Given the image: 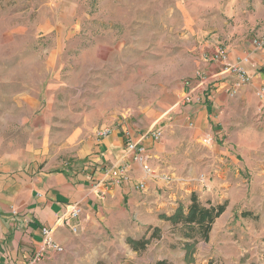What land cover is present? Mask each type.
<instances>
[{
    "label": "rangeland",
    "instance_id": "obj_1",
    "mask_svg": "<svg viewBox=\"0 0 264 264\" xmlns=\"http://www.w3.org/2000/svg\"><path fill=\"white\" fill-rule=\"evenodd\" d=\"M262 27L264 0H0V162L66 159L60 147L75 131L160 129L163 168L149 166L173 180L152 194L138 189L113 224L89 220L38 264H264L261 99L240 95L244 86L227 91L210 139L191 134L190 111L200 103H182L202 47L227 50ZM217 189H244L233 211L242 223L229 219L186 263L178 231L158 217L186 207L191 193L227 206ZM149 227L160 238L132 251L126 239Z\"/></svg>",
    "mask_w": 264,
    "mask_h": 264
},
{
    "label": "crops",
    "instance_id": "obj_2",
    "mask_svg": "<svg viewBox=\"0 0 264 264\" xmlns=\"http://www.w3.org/2000/svg\"><path fill=\"white\" fill-rule=\"evenodd\" d=\"M258 37H264V27ZM251 42L245 40L227 49L228 61L239 63L251 78L250 83L241 88L240 95L264 91V49H254ZM215 48L214 44L202 47L196 63L197 70L213 76L214 82L207 97H202L200 105L190 111L193 123L191 134L195 138L206 136L210 139V132L216 131L215 114L226 101L227 91L233 82L229 75H222L219 64L204 60V56L210 55ZM260 103L264 106V97ZM126 133L129 137L125 136ZM128 138L146 147L151 164L159 166L163 161L161 151L164 146L161 143L143 140L142 135H136L122 126L111 130L105 137L98 136L94 131L72 132L66 144L60 147L61 153L68 154L66 159L37 157L24 166L0 162V264H29L41 249L43 227L50 229L51 238L57 245L65 246L72 234L64 224L71 205H79L82 209L75 221L78 230H82L93 218L113 224L122 203L137 196L138 183H144V189L150 194L154 193V189L167 188L164 181L147 177L142 165L132 160L133 156L125 150ZM123 163L129 166L130 181L115 185L102 173L101 167ZM160 168L162 173L159 174L165 175V170ZM244 192V189L215 191L226 200L227 206L216 219L210 234L217 232L229 219L236 223L240 221L238 226L242 223L233 211L240 205ZM142 204L141 209L147 208V202ZM53 253L47 251L44 260L51 258Z\"/></svg>",
    "mask_w": 264,
    "mask_h": 264
},
{
    "label": "built area",
    "instance_id": "obj_3",
    "mask_svg": "<svg viewBox=\"0 0 264 264\" xmlns=\"http://www.w3.org/2000/svg\"><path fill=\"white\" fill-rule=\"evenodd\" d=\"M251 45L256 50H263L264 37H255L252 40ZM204 58L206 62L219 64L222 75L227 74L233 78V82L230 84L228 89V93L231 96L236 94L239 88L250 83V75L245 71V69L239 63H230L228 61V53L224 47H216L210 55H206ZM194 79L195 81L193 82L192 86H189L190 88H188L183 93V104L189 105L199 103L202 97H207L214 82L213 76H210L199 70L196 72ZM257 96L260 99H263L264 91L260 90L257 93ZM109 133V130H101L97 132V135L100 137H105ZM161 135L162 132L160 129H155L154 131L150 132V135L149 133L142 134V139H150L156 142L161 138ZM125 136L129 137L127 133ZM125 150L127 153H130L131 156H133V161H137L142 165L144 173L147 177L160 179L166 184H171L173 182L171 177L159 174L149 166L151 157L149 156L147 149L143 144H135L128 138L125 144ZM101 171L105 176L109 177L108 180L115 185H120L130 181L128 176L129 166L126 163L111 167L103 166L101 167ZM137 187L138 189H144V183H138ZM81 213L82 209L79 205H71V207L68 209L67 217L64 219L65 226H67L73 234L77 233L78 231V225L75 224V221L79 219ZM41 236V249L34 255L29 264H38L45 257V253L47 251H52L54 253H61L63 251L62 246L57 245L52 240L50 229L43 227L41 229Z\"/></svg>",
    "mask_w": 264,
    "mask_h": 264
},
{
    "label": "trees",
    "instance_id": "obj_4",
    "mask_svg": "<svg viewBox=\"0 0 264 264\" xmlns=\"http://www.w3.org/2000/svg\"><path fill=\"white\" fill-rule=\"evenodd\" d=\"M226 204L206 205L201 204L195 193H191L189 204L184 207H178L170 214L159 215V220L168 223L174 230H177L182 242V250L184 251V261L186 263L193 262V254L195 247L199 242H207L210 232L216 219H218L225 211ZM242 217L248 216L243 213ZM151 230L150 235L147 234ZM160 238V229L158 227H149L148 231L142 238L134 240L131 238L126 239V244L134 252L144 251L152 240ZM154 264H167L166 261L160 260Z\"/></svg>",
    "mask_w": 264,
    "mask_h": 264
}]
</instances>
